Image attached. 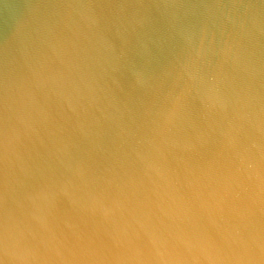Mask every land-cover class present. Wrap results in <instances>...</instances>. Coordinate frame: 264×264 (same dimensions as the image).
Returning a JSON list of instances; mask_svg holds the SVG:
<instances>
[{"label": "clouds", "instance_id": "1", "mask_svg": "<svg viewBox=\"0 0 264 264\" xmlns=\"http://www.w3.org/2000/svg\"><path fill=\"white\" fill-rule=\"evenodd\" d=\"M153 9L182 26L133 70ZM0 23V264H264V0H20Z\"/></svg>", "mask_w": 264, "mask_h": 264}, {"label": "water", "instance_id": "2", "mask_svg": "<svg viewBox=\"0 0 264 264\" xmlns=\"http://www.w3.org/2000/svg\"><path fill=\"white\" fill-rule=\"evenodd\" d=\"M20 0H0V22L7 21V14L10 9L19 4ZM35 2V0H32ZM117 2H136V0H117ZM153 3H159L160 0H152ZM139 19V18H137ZM128 23L135 26L136 21L129 18ZM182 21L173 20L170 17L156 13L155 9L151 14L143 18V27L136 28V34L125 38L131 40V47L134 48L133 70L139 68L145 60H151L153 63L163 62L170 50V35L173 29H179ZM8 34L6 23H0V42Z\"/></svg>", "mask_w": 264, "mask_h": 264}]
</instances>
